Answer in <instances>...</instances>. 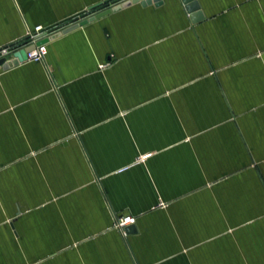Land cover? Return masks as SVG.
<instances>
[{
    "label": "crops",
    "instance_id": "1",
    "mask_svg": "<svg viewBox=\"0 0 264 264\" xmlns=\"http://www.w3.org/2000/svg\"><path fill=\"white\" fill-rule=\"evenodd\" d=\"M107 1L0 0V50ZM196 1L0 69V264H264V0Z\"/></svg>",
    "mask_w": 264,
    "mask_h": 264
},
{
    "label": "water",
    "instance_id": "2",
    "mask_svg": "<svg viewBox=\"0 0 264 264\" xmlns=\"http://www.w3.org/2000/svg\"><path fill=\"white\" fill-rule=\"evenodd\" d=\"M180 2L183 4L184 9L188 13L192 23H197L203 19V14L200 11L199 4L197 3L196 0H180ZM136 3H139L143 7H146L152 4L155 6H159L161 5L162 0H110V1H107L102 5L91 8L89 11L95 12L92 16L86 19H81V20H78L77 18L73 19L72 21H69L71 23L64 25L62 29H60L59 31H55L53 34L43 39H40L34 44H26L28 42L27 41L25 42L23 40L16 44L11 45L10 47H8V52L11 53L12 59L7 60L6 56L0 57V69L6 70L10 67L16 66L19 63L26 61L27 54L39 45L46 44L50 40H53L72 30H75L79 28L80 26H83L89 22L94 21L95 19H99L109 14L110 12L118 11L122 8L128 7ZM129 229L131 228H126L125 232L127 233Z\"/></svg>",
    "mask_w": 264,
    "mask_h": 264
},
{
    "label": "built area",
    "instance_id": "3",
    "mask_svg": "<svg viewBox=\"0 0 264 264\" xmlns=\"http://www.w3.org/2000/svg\"><path fill=\"white\" fill-rule=\"evenodd\" d=\"M95 12L87 11L81 15L73 17L70 21L73 19H86L90 16H92ZM68 23L71 22H65L62 24H59L54 27L46 28L43 29L41 27H35L33 30L28 31L27 35L24 39V41L28 42L26 44H34L35 42L39 41L40 39H43L45 37H48L49 35L53 34L55 31H59L62 29V27ZM11 55V53L8 52V48L1 49L0 50V57L6 56V58ZM47 55V47L46 44L39 45L35 47L31 52L27 54V61H33V62H38V63H43L45 61V57ZM115 227L116 229L123 235V237H126V228L130 225H133L135 222V219L131 216H119L115 217Z\"/></svg>",
    "mask_w": 264,
    "mask_h": 264
},
{
    "label": "rangeland",
    "instance_id": "4",
    "mask_svg": "<svg viewBox=\"0 0 264 264\" xmlns=\"http://www.w3.org/2000/svg\"><path fill=\"white\" fill-rule=\"evenodd\" d=\"M31 62H33V61H31Z\"/></svg>",
    "mask_w": 264,
    "mask_h": 264
}]
</instances>
